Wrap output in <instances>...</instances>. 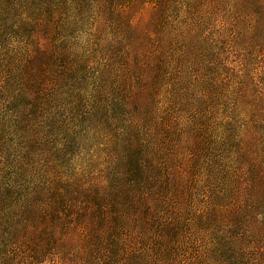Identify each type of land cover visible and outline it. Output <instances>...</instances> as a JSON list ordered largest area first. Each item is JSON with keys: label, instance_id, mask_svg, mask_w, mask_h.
<instances>
[{"label": "rangeland", "instance_id": "1", "mask_svg": "<svg viewBox=\"0 0 264 264\" xmlns=\"http://www.w3.org/2000/svg\"><path fill=\"white\" fill-rule=\"evenodd\" d=\"M4 254L264 264V0H0Z\"/></svg>", "mask_w": 264, "mask_h": 264}, {"label": "trees", "instance_id": "2", "mask_svg": "<svg viewBox=\"0 0 264 264\" xmlns=\"http://www.w3.org/2000/svg\"><path fill=\"white\" fill-rule=\"evenodd\" d=\"M31 220V219H30ZM111 222V221H110ZM57 229V227H55V225H54V227H53V229ZM55 229H54V231H55ZM46 230V229H45ZM45 230L43 231V232H45ZM54 231H52V232H54ZM42 236V235H41ZM43 238V240H44V237H42ZM45 241V240H44ZM46 247V245L45 246H43V248H45ZM6 254H4V255H0V264H2L4 261H5V258H6ZM2 261V262H1Z\"/></svg>", "mask_w": 264, "mask_h": 264}]
</instances>
